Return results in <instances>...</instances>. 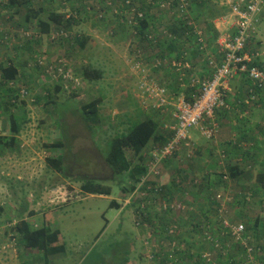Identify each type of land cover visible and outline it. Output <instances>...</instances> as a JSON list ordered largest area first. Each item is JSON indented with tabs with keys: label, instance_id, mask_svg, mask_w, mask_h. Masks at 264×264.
I'll use <instances>...</instances> for the list:
<instances>
[{
	"label": "rangeland",
	"instance_id": "obj_1",
	"mask_svg": "<svg viewBox=\"0 0 264 264\" xmlns=\"http://www.w3.org/2000/svg\"><path fill=\"white\" fill-rule=\"evenodd\" d=\"M176 1L175 5L174 0H68L62 5L63 0H16L18 6H10L8 0H0V67L17 68L16 80L5 81L0 74V99L1 89H4L2 84L8 83V87L16 89L17 96L12 112L23 113L26 119L17 142L10 148L0 146V264H43V253L26 249L13 231V225L25 219L37 229L41 226L43 213L47 212L52 213L50 223L59 230L65 245L64 253L51 257V261L48 259L49 264H147L141 247L145 227L135 225V204L120 210L122 197L128 195L122 187L129 188L131 181L126 173L115 174L103 155L111 136L147 117L157 122L158 134L168 135L165 125L173 124V105L157 106V100L145 99L147 95L140 87L141 78L147 75L152 83L163 89L164 98L174 104L184 95L175 85L177 74L171 68L172 62L186 58L196 74L207 75L204 52L207 51L206 42L214 39L212 35L207 39L205 32L225 14L223 10L228 6V0H221L222 4L217 0V7L203 5L204 8L195 6L191 0ZM180 1H184L181 13L178 11ZM29 6L40 14L41 9H52L67 13L66 16L72 15L71 26L42 34L34 20L31 21L32 17H27ZM138 14L152 26L143 35L137 30L141 19ZM189 22L193 29L188 28ZM175 24L183 25L190 36L185 40L179 38L178 50L171 51L161 31L173 34L170 28ZM199 32L206 47L202 52H198L195 41L192 42ZM76 37L86 38L83 48L75 43ZM217 37L218 33L215 39ZM259 48L262 56L263 45ZM62 64L78 83L74 97H71L67 82L59 81L46 71L56 74ZM89 66L97 70V79L84 78ZM57 85L61 89L56 93ZM22 89L27 92L24 97L19 96L18 91ZM47 90L51 99L46 96ZM94 100H99L100 126L89 131L79 115V108ZM258 102H252L247 106L249 112H245L247 116L253 115L244 132V136H251V139L242 140L241 132L235 134L233 127L223 128L226 121L232 124L234 116L238 118L240 113H235L230 106L228 110L218 109L213 118L216 128L212 137L192 131L193 159L187 161L184 148H181L163 165L160 183L166 188V197L177 196L183 202L184 211L175 214L151 209L152 219L158 223L154 225L152 220L149 223L153 225L155 237L167 222H176L181 229L178 240L185 248L186 243L198 244L199 237L190 229L193 227L186 225L195 214L193 210H197V199L205 203L207 210V204L215 196L224 221L250 228L248 244L255 250L252 261L264 264V189L257 182L258 174L264 172V158H261L264 155V148L261 149L264 103ZM10 136L8 116L0 106V137ZM229 139L235 144L240 142V149L226 153L225 149L230 147L227 145ZM58 142L63 146L53 148ZM157 144L161 141L151 140L143 151L147 152ZM203 150L208 151L206 156H202ZM58 157L63 161L61 171L47 162ZM213 164L217 165L214 170ZM227 166L239 169L236 180L229 177ZM180 170L185 171L179 174ZM177 178L180 182H173L175 191L171 192L170 184ZM88 183L109 187L111 193L89 196L83 188ZM182 189L184 194H181ZM195 192L197 197L193 195ZM112 201L119 207L110 206ZM208 216L216 223L215 231L220 229L217 219L222 218L214 213ZM214 216L217 219L214 220ZM195 217V220L200 219L197 214ZM255 220L259 222L256 229L253 228ZM46 223L49 225L48 220ZM224 238H227L228 257L230 246L237 242L233 237ZM192 246L189 250L192 258L183 255L180 264L198 262L195 257L198 247ZM204 251L209 254L212 264V258L217 262L215 264H220L212 246H206ZM240 251L236 258L244 264L246 254L241 248ZM220 260L224 262L225 259Z\"/></svg>",
	"mask_w": 264,
	"mask_h": 264
},
{
	"label": "built area",
	"instance_id": "obj_2",
	"mask_svg": "<svg viewBox=\"0 0 264 264\" xmlns=\"http://www.w3.org/2000/svg\"><path fill=\"white\" fill-rule=\"evenodd\" d=\"M175 5L178 3L176 0ZM183 2L180 1L179 12L183 11ZM128 3V1H126ZM228 8L231 14V31L220 34L216 40V46L220 53V59L207 56V67L210 69L208 77L199 76L191 72L189 62L182 58L179 61L171 63V67L177 74L176 84L179 87L192 88L190 92L191 100L187 101L184 97L173 104L172 125L166 126L165 131L168 135L165 141L151 147L146 157V172L136 184V188L130 194L122 197L121 207L135 204L133 211L136 219V226L145 227V236L141 240L143 249V257L146 263L155 264H180L182 259L179 251L185 249L180 241H178L181 229L176 222H167L163 227L159 228L157 237L153 225L157 220L152 219L151 209L160 212H174L179 214L184 211L182 201L176 197H166V188L161 185L160 177L162 175L163 165L181 148H184L185 159L187 161L193 159L194 151L190 142L193 130L199 131L202 136L210 138L215 133L216 124L214 116L216 111L228 110L229 106L226 102V89L223 88L226 80L233 76H245L250 82L247 88V96L243 102H255L259 98L261 92L264 91V71L258 67V60L261 55L258 48L251 49L255 43L256 28L260 22L261 14L264 11V0H228ZM138 17H142L139 16ZM188 28L193 29L192 23L189 22ZM194 31V30H192ZM164 38L168 41L175 39L172 34L161 31ZM197 35V34H196ZM190 36L189 31L180 37L185 40ZM195 41V42H194ZM200 52L205 50V42L202 34H199L193 40ZM197 42V43H196ZM183 43V41H182ZM160 65V62H158ZM52 70V66H49ZM49 75L58 77L61 81L72 80L69 85L77 86L75 78L65 72L62 68L54 74L52 71L46 70ZM148 79V80H146ZM153 80L145 75L140 80V87L146 93L145 99L151 98L157 100V106L168 105V98H164L163 89L152 83ZM67 82V81H66ZM20 97H24L27 92L19 90ZM209 125L211 128H209ZM177 184L180 179L174 180ZM221 212V209L219 210ZM224 228H228L235 242H239L246 252V260L244 264H256L252 261L255 256V250L249 246L247 239L242 236L243 225H231L223 220ZM209 226L204 224L200 227V238L206 242H214L212 248L217 247V242L213 241L208 231ZM13 241V239H12ZM226 253V250L224 251ZM202 260L208 263L210 258L206 251L201 254Z\"/></svg>",
	"mask_w": 264,
	"mask_h": 264
},
{
	"label": "trees",
	"instance_id": "obj_3",
	"mask_svg": "<svg viewBox=\"0 0 264 264\" xmlns=\"http://www.w3.org/2000/svg\"><path fill=\"white\" fill-rule=\"evenodd\" d=\"M124 1V0H122ZM204 1V2H202ZM9 5L10 6H18L16 0H8ZM62 2V1H61ZM68 2V0H63V4H66ZM190 2H192V4L195 3V6L201 5L200 8H204L208 6V3L205 0H191ZM201 3V4H200ZM204 5V6H203ZM41 14L38 11L34 12V9L29 6L28 11L26 12L27 17L32 20H34V22L36 23V25L39 27V29H41L42 34H48L50 31H61L63 30L64 26L65 27H70L71 26V20H73V16L69 15L66 16L67 13L61 12V13H57L56 11L52 10V9H46V10H42ZM44 15V16H42ZM138 17V16H137ZM211 28L206 30V34L205 36L207 37V39H209V36L214 40H209L211 42H209V47L210 49H208V55L209 56H213L214 54L217 55V48H215L216 44H215V37L217 36V31L215 29V27L212 25H210ZM152 26L147 22V20L144 18H141L139 20V25H138V33L140 35L144 34V31L151 29ZM172 30V36L175 37V39L167 41L169 43H167V48L171 51H175L178 50V48L176 46H179L178 44V40L181 37L180 35H183L185 33V28L183 25L180 24H175V26L170 28ZM170 31V30H169ZM176 33H179L180 35H175ZM255 40V38H254ZM87 42L86 38L83 39L76 37L75 38V43L77 44L78 47L83 48L85 46V43ZM173 42V43H172ZM183 44V43H181ZM182 46V45H181ZM256 48V47H255ZM259 49V47H257ZM216 49V51H215ZM260 50V49H259ZM199 52V50H198ZM214 53V54H213ZM193 54V53H192ZM218 54H220L218 52ZM221 57V55H219ZM219 56H216L215 59H220ZM182 58L180 57L179 60H181ZM178 60V61H179ZM185 60L187 61V59L185 58ZM258 67L264 71V67L262 66L261 63L257 62ZM206 67H207V63H206ZM87 70L84 73V78L87 79H91V76L94 79H97L99 76L96 73V69L89 67H86ZM83 69L84 70L86 69ZM172 68V67H171ZM62 69L65 70V72L69 73V70H66V67L62 64ZM173 69V68H172ZM174 71V69H173ZM210 73V69H207L206 74ZM0 74L1 77L6 81V80H16V76H17V68L16 67H0ZM196 74V73H195ZM199 75V74H198ZM203 75V74H202ZM201 76V75H199ZM59 81L61 80L60 78L56 77ZM72 78L74 79V77L72 76ZM67 83H71L72 80H67ZM64 81V82H66ZM8 83H6V85L2 84V86H4V89H1L2 92V98L0 106H2L4 108V113L8 116V120H9V131L11 136L10 137H0V146L2 147H12L16 142H17V135L20 133L23 124L26 123V119H25V115L23 113L21 114H16L15 112H12V110H15V106L17 103V96H15L16 94V89L13 90V87H8L7 86ZM175 85L178 86L176 84V80H175ZM250 85V82L248 83V87ZM70 88V92H71V97H74V95L76 94V86L73 85H69ZM61 86H55L54 90L57 93L58 91H60ZM178 89H180L183 93L184 96H186V100L189 101L191 100V94L190 92H192V88L189 87H181ZM19 92V91H18ZM17 92V95H18ZM262 94V92H261ZM260 94V95H261ZM20 96V95H19ZM46 96L51 99V96H49L48 94V90L46 92ZM247 96V93H246ZM260 97V96H259ZM260 99V98H258ZM258 101V100H257ZM20 103H24L22 100H20ZM99 103V100H94L92 102H88L85 105L81 106L79 108V115L81 116L82 120L87 123V127L89 131H92L93 129L97 128L100 126L99 124V116H98V108L97 105ZM59 108V106L57 107ZM157 127L158 124L157 122L153 119V118H149L147 117L144 120H139L137 122L131 123L129 126L126 127L125 131L121 132V133H116L113 136L110 137V139L107 141L106 143V151L104 152L103 158L105 160V163L108 165V167L111 168V170L115 173V174H122V173H126L128 174V177L131 181V185L129 186V188H124L122 187V191L124 193L130 194L131 192H133L136 188V184L137 182L140 180V178L145 174L147 168L145 165L146 162V157L149 153V150L147 152H144L143 150L147 147V145L149 144V142L151 140L153 141H161V143H163L165 141L166 136H164V134H158L157 133ZM63 146V144L61 142H58L55 146H52L53 148H61ZM144 152V153H143ZM47 162L49 164H51L57 171H61L62 170V158L58 157L55 160H47ZM213 170L215 169V167H217L216 164H213ZM212 167V166H210ZM223 168V167H222ZM211 169V172L213 171ZM226 172L228 173L229 177L233 180H236L239 176V169L236 166H227L226 168ZM212 174L210 173L209 176H211ZM183 177V176H181ZM221 178V176H219ZM257 182L261 183V188L264 189V172H260L258 174L257 177ZM174 180L171 182L170 186H171V192L175 191L174 190V184H173ZM210 183V182H209ZM211 185V184H210ZM84 191L92 194V195H100V196H105V195H110L111 190L109 187H105L102 186L100 184H93V183H88L86 185H84ZM181 194H184V189H182ZM197 197V193L195 192L193 195L195 197ZM197 203H199L197 205V210H193L195 212L194 215H192V219L187 223L186 226L188 227H193L191 229H193L194 234L196 235V237L198 236L199 239L198 241H196V243L198 244H187V248L188 252H186L185 248L182 251H179L178 254H182L181 257L183 259V255H189L190 256V246H192V248L197 245L196 252L197 254H195V257L197 258L198 262L195 264H212L211 260H209L208 263H205L204 260H202L201 258V254L204 251V248L206 246L210 247L214 244V242H206L203 241L200 236H201V229L200 227L204 224H207L209 226L208 231L210 233H212L211 238L213 239V241L217 242V247H213V249L218 253V263L220 264H240V260H238V258H236V256L238 255V252L240 251V248L243 250V252L246 254L245 249L243 248V246L237 242L235 244L237 245H232L230 247V251H229V256L226 257L228 254V250H227V243H225L227 238H224L225 236L230 237L231 238V232L228 228H224L222 222L224 220V218H222L221 216V212H219L220 208V203L218 200H216V197L214 196V198L211 197L210 202L207 204L208 209L205 210V203L202 202L201 199H197ZM110 206H116L119 207L118 204H116L115 202H111ZM222 211V210H221ZM214 213V215L221 217L222 219H217L214 216V220L217 219L218 223H219V228L218 230L215 231V225L216 223L214 221H212V219H209L208 214ZM197 214V216L200 217V219L195 220V215ZM48 222H49V218H48ZM257 224H259L258 220H255V224L253 226L254 229H256ZM248 225V224H247ZM251 228V229H253ZM249 227L245 226V228L243 229L242 232V236L247 239L248 242V235H247V231H249ZM13 231L16 232L19 237H20V242L23 244V246L26 249H31V250H37V251H41L43 253V261L44 264H48L47 262V256L49 255H55L58 253H64L65 251V245L62 243V239L60 237V232L57 230H51L49 228V225L45 222H43L42 226H40L37 229H33L31 228V225L29 224V222H27L25 219H20L15 227L13 228ZM254 231V230H253ZM219 233V234H218ZM224 238V239H223ZM223 239V240H222ZM224 241V242H223ZM206 245V246H205ZM214 246V245H213ZM226 250V253L224 252ZM232 251V252H231ZM208 252H210L208 250ZM225 257V258H224ZM190 258H192V256H190ZM220 258L225 259L224 262H222L220 260ZM181 259V260H182ZM212 262L213 264L217 263L213 258H212ZM22 264H27L25 262H23Z\"/></svg>",
	"mask_w": 264,
	"mask_h": 264
},
{
	"label": "crops",
	"instance_id": "obj_4",
	"mask_svg": "<svg viewBox=\"0 0 264 264\" xmlns=\"http://www.w3.org/2000/svg\"><path fill=\"white\" fill-rule=\"evenodd\" d=\"M207 3H208V6H213V7H217V0H205ZM221 2V4H222V1L220 0L219 1V3ZM207 6V7H208ZM221 6H223V5H221ZM225 11V14L224 15H221L220 17H219V19H217L216 21H214V27H215V29H216V31H217V33H218V36L220 35V34H223V33H228V32H230L232 29H231V24H230V22H231V20H232V18H231V14H230V10H229V8H228V6H226V8L223 10V12ZM223 31H225V32H223ZM255 38H256V40H255V43H254V45H252V47H251V49H254L255 47L257 48V47H259L260 45L262 46L263 45V53H264V11H263V13L261 14V17H260V22H259V24H258V26H257V28H256V35H255ZM166 40V39H165ZM166 41H168V40H166ZM210 42V41H209ZM208 41L206 42L207 44H206V52H204L205 53V56L207 57V56H209L208 55V46H209V43ZM167 43H169V42H167ZM173 43V42H172ZM217 48V47H216ZM260 49V48H259ZM262 51V50H261ZM217 53V55H215L214 53V55L213 56H211V57H216V56H219L220 54H218V52H216ZM262 53V52H261ZM220 57V56H219ZM217 58V57H216ZM258 62L259 63H261L262 64V66L264 67V54L261 56L260 55V57H259V60H258ZM192 66V65H191ZM208 68V67H207ZM207 68H206V70H207ZM209 69V68H208ZM175 71V70H174ZM191 72L192 73H194L195 74V72L192 70V67H191ZM176 73V72H175ZM199 75H201L202 76V74L201 73H199ZM210 75V73L209 74H207V75H203V77H208ZM146 80H148V79H146ZM248 80H247V78L245 77V76H239V75H233V76H231V77H229L227 80H226V82H225V84H224V86H223V88H225L226 89V94H227V98H226V102H227V104H228V106H230V108H232L233 107V110H234V112L235 113H240L239 115H238V118L236 117V116H234L235 117V120H232L233 121V123L232 124H230L228 121H226V125L224 124V126H223V128L224 127H227V128H229V127H233L232 128V130H233V132L235 133V134H238V132H241V134L240 135H242V140H245V139H251L250 137L251 136H244V132H245V130H247V123H248V121H249V119H251V117H253V115L252 114H250V116L248 115L247 116V114H245V112L249 109V108H247V106H251V104H252V102H249V105H247L248 103H245V102H243L245 99H244V96H245V98H246V93H247V88H248ZM263 93H264V91L262 92V94L260 95V100H259V102L258 101H256V102H258V103H261L262 101H263V103H264V95H263ZM182 95H183V93H182ZM182 97H184V98H186V96H182ZM187 99V98H186ZM179 100V99H178ZM256 102H253L254 104L256 103ZM169 104H171V105H173V103H170L169 102ZM258 105H260L261 106V104H258ZM258 105H256V106H258ZM248 112H249V110H248ZM245 114V115H244ZM235 115V114H234ZM237 121V123H238V125H236V127H235V122ZM250 123H251V121H250ZM239 124H241L242 125V127H240V125ZM222 128V127H221ZM249 131V130H248ZM230 132V134H231V130L229 131ZM263 132H261L260 133V136H261V134H262ZM234 135V134H233ZM239 135V134H238ZM251 135H253V136H256L255 134H251ZM234 139V138H233ZM259 139H261V138H259ZM264 139V138H263ZM256 144H257V140H256ZM219 145H221L220 143H219ZM227 145H230V147L229 148H227V149H225V152L226 153H231V150L232 149H235V150H239L240 149V146H241V144H240V142H238V143H233V142H230V139L228 140V142H227ZM262 146L263 147H261V149L263 150V148H264V143H262ZM252 147H254V144L252 143ZM207 153H208V151L207 150H203V152H202V156H206L207 155ZM254 153V152H253ZM262 153L264 154V151H262ZM178 154V153H177ZM243 154H245L244 156H248V153H243ZM264 158V155H262L261 156V158ZM190 162V161H189ZM181 172L179 173V174H181V173H184V171L185 170H180ZM89 196H94V195H92V194H90ZM100 196V195H99ZM178 198V197H177ZM59 208V207H58ZM120 210H121V206H120ZM54 212V211H53ZM31 214V213H30ZM52 213H43V219L41 220V222H40V225L42 226V224H43V222H45L46 223V221L48 220V218H49V228L51 229V230H57V231H59L58 229H55V225H54V223L53 224H51L50 222H51V219H52ZM17 223V222H16ZM16 223L13 225V228L15 227V225H16ZM30 224V223H29ZM31 225V224H30ZM31 228H32V226H31ZM191 229V228H190ZM179 241V240H178ZM231 247V246H230ZM210 248V247H209ZM60 254H62V253H58V254H55V255H49V256H47V262H48V264H49V261H51V257H53V256H59ZM48 259H49V261H48ZM43 264H44V261H43Z\"/></svg>",
	"mask_w": 264,
	"mask_h": 264
}]
</instances>
